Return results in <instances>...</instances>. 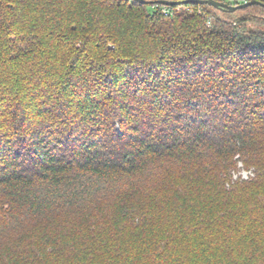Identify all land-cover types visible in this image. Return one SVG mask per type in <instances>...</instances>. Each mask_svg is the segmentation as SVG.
<instances>
[{
    "label": "trees",
    "instance_id": "16d2710c",
    "mask_svg": "<svg viewBox=\"0 0 264 264\" xmlns=\"http://www.w3.org/2000/svg\"><path fill=\"white\" fill-rule=\"evenodd\" d=\"M202 6L0 0V264H264V6Z\"/></svg>",
    "mask_w": 264,
    "mask_h": 264
},
{
    "label": "water",
    "instance_id": "95a60500",
    "mask_svg": "<svg viewBox=\"0 0 264 264\" xmlns=\"http://www.w3.org/2000/svg\"><path fill=\"white\" fill-rule=\"evenodd\" d=\"M138 1L141 3L150 2L152 4H161L164 6H176V5H187V4L210 5L216 8H225L230 11H236L238 9H242L253 4H260L264 6V1L262 0L246 1L239 5H232L218 0H151V1L138 0Z\"/></svg>",
    "mask_w": 264,
    "mask_h": 264
},
{
    "label": "built area",
    "instance_id": "2783aa9c",
    "mask_svg": "<svg viewBox=\"0 0 264 264\" xmlns=\"http://www.w3.org/2000/svg\"><path fill=\"white\" fill-rule=\"evenodd\" d=\"M221 2H227L231 0H218ZM233 5V4H232ZM170 6H164L162 11L166 15H175L179 12H186V13H197L199 15L207 17V24L210 25L214 19L213 15H209L208 12L205 10V8L202 5L198 6H192V5H181L176 8H168Z\"/></svg>",
    "mask_w": 264,
    "mask_h": 264
},
{
    "label": "rangeland",
    "instance_id": "374dc122",
    "mask_svg": "<svg viewBox=\"0 0 264 264\" xmlns=\"http://www.w3.org/2000/svg\"><path fill=\"white\" fill-rule=\"evenodd\" d=\"M244 178H248L249 176H252L251 172H248L246 170H242L240 173Z\"/></svg>",
    "mask_w": 264,
    "mask_h": 264
}]
</instances>
